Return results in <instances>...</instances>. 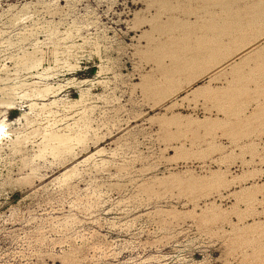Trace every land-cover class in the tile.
<instances>
[{
  "label": "rangeland",
  "instance_id": "obj_1",
  "mask_svg": "<svg viewBox=\"0 0 264 264\" xmlns=\"http://www.w3.org/2000/svg\"><path fill=\"white\" fill-rule=\"evenodd\" d=\"M1 121L0 264H264V0H0Z\"/></svg>",
  "mask_w": 264,
  "mask_h": 264
},
{
  "label": "crops",
  "instance_id": "obj_2",
  "mask_svg": "<svg viewBox=\"0 0 264 264\" xmlns=\"http://www.w3.org/2000/svg\"><path fill=\"white\" fill-rule=\"evenodd\" d=\"M258 42L253 43L251 45H247L244 48H242L240 51H238L237 52V60H240V59L243 60L246 57H248L251 53H253L255 50H257L259 48ZM235 66L242 67V64H239L238 65L237 62H236ZM220 73L221 72H219V70L216 71V72L213 71L207 77L208 78L207 84H205L204 87H207L209 90H211V92L213 94H220L223 91L226 92L227 98L224 101L227 102V103L228 102H233V103L237 104V102H239V103L245 105V107H242L241 108L242 114L239 115V118L240 119H248V114L247 113L252 110V108H253L252 107V103H254V102L256 103L257 102V97L256 96L255 97H252V94L249 93L248 95H246V98L245 99H242L240 101H237V94H230L228 92V91H230V89H229V87H228L227 84L225 86H223V87L222 86L215 87L214 86V83H215L214 79H215V77L217 78L216 75L217 74L219 75ZM242 116H243V118H242ZM249 116L251 117V114ZM218 118L221 119V116L219 115ZM227 118H229L231 120L237 119L234 115L228 116ZM223 125H225V126H234V127H236L237 125H254V126H257V123H253V124H250V123H248V124L247 123L246 124H242V123H240V124H238L237 122L234 121V122H226ZM232 140L233 141H237V139H232Z\"/></svg>",
  "mask_w": 264,
  "mask_h": 264
},
{
  "label": "bare ground",
  "instance_id": "obj_3",
  "mask_svg": "<svg viewBox=\"0 0 264 264\" xmlns=\"http://www.w3.org/2000/svg\"><path fill=\"white\" fill-rule=\"evenodd\" d=\"M5 126H6V124L3 122V121H1L0 122V140L3 138V132H5L4 131V128H5Z\"/></svg>",
  "mask_w": 264,
  "mask_h": 264
},
{
  "label": "trees",
  "instance_id": "obj_4",
  "mask_svg": "<svg viewBox=\"0 0 264 264\" xmlns=\"http://www.w3.org/2000/svg\"><path fill=\"white\" fill-rule=\"evenodd\" d=\"M92 71H95V69H93Z\"/></svg>",
  "mask_w": 264,
  "mask_h": 264
}]
</instances>
